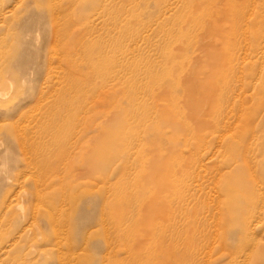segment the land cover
<instances>
[{
    "label": "rangeland",
    "instance_id": "374dc122",
    "mask_svg": "<svg viewBox=\"0 0 264 264\" xmlns=\"http://www.w3.org/2000/svg\"><path fill=\"white\" fill-rule=\"evenodd\" d=\"M0 264H264V0H0Z\"/></svg>",
    "mask_w": 264,
    "mask_h": 264
},
{
    "label": "bare ground",
    "instance_id": "6f19581e",
    "mask_svg": "<svg viewBox=\"0 0 264 264\" xmlns=\"http://www.w3.org/2000/svg\"><path fill=\"white\" fill-rule=\"evenodd\" d=\"M212 20V19H211ZM213 21V20H212ZM215 21V20H214ZM216 22V21H215Z\"/></svg>",
    "mask_w": 264,
    "mask_h": 264
}]
</instances>
